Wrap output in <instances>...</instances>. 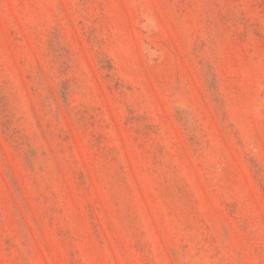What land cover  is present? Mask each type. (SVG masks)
Returning <instances> with one entry per match:
<instances>
[{"label": "rangeland", "instance_id": "rangeland-1", "mask_svg": "<svg viewBox=\"0 0 264 264\" xmlns=\"http://www.w3.org/2000/svg\"><path fill=\"white\" fill-rule=\"evenodd\" d=\"M0 264H264V0H0Z\"/></svg>", "mask_w": 264, "mask_h": 264}]
</instances>
